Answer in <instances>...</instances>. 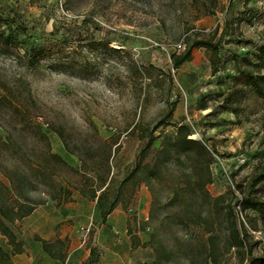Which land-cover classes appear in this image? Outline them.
I'll return each mask as SVG.
<instances>
[{"label":"rangeland","instance_id":"rangeland-1","mask_svg":"<svg viewBox=\"0 0 264 264\" xmlns=\"http://www.w3.org/2000/svg\"><path fill=\"white\" fill-rule=\"evenodd\" d=\"M0 16V34L15 38L9 48H0V78L31 89L42 114L37 122L54 153L65 149L47 124L62 131L71 148L90 138L89 121L104 139L136 122L152 131L155 141L146 153L140 154L146 141L139 133L121 135L112 159L114 186L138 163L155 172L140 184L151 196L148 219L142 221L133 210L129 216L132 246L147 248L148 259L159 264H208L210 234L216 245L209 264H250L249 257L264 253V223L249 220L256 216L252 211L245 214V248L233 244L242 231L237 198H264V178L254 179L264 167V95H256L245 77L247 72L261 76L264 88L259 54L264 0H0ZM198 41L215 50L195 47ZM180 43L184 50L176 48ZM188 46L194 47L193 59L177 69L174 58ZM32 47L45 51L37 58L25 56ZM179 125L206 148L209 164L196 146L175 151ZM10 127L22 168L30 172L28 161L41 160L44 144ZM64 156L72 168L78 166L75 157L66 151ZM79 180L69 170L58 178L62 186ZM0 184L10 188L1 173ZM131 190L128 183L121 200ZM77 228L80 244L90 249L98 224L92 217ZM81 229H89L85 244ZM5 240L0 237L3 247ZM119 241L107 239L109 245ZM69 251L65 242L57 246L59 256L66 258ZM90 254L87 264L99 263L95 250ZM83 256L80 250L71 259Z\"/></svg>","mask_w":264,"mask_h":264},{"label":"trees","instance_id":"trees-1","mask_svg":"<svg viewBox=\"0 0 264 264\" xmlns=\"http://www.w3.org/2000/svg\"><path fill=\"white\" fill-rule=\"evenodd\" d=\"M4 21L10 23V20L5 19ZM10 41H15V38L10 34L7 36L0 34V48H9ZM195 47H205L209 50H215L211 44L205 41L196 42ZM193 48V46H188L183 54L174 58V65L177 69L184 63L192 60L193 56L191 51ZM43 51H45L44 48L32 47L25 51L24 55H32V57L37 58ZM259 54L264 56V47L259 49ZM212 63L215 69L216 62L213 61ZM147 71L148 69L143 68L141 74L147 77ZM245 77L256 95L262 97L264 95L263 83H260L257 78L261 76H255L252 72H247ZM41 115L31 89L25 83L23 88L16 84L10 86L0 78V129L3 131V133H0V173L10 182V188H6L0 184V234L11 247V251L8 252L0 245V264H13V256L26 252L24 243L18 239L16 224L30 215L37 207L45 204L47 200L59 198L62 195L63 189L58 182V178L64 170H69L80 178L79 182L67 183V197L71 195L70 189L78 191L83 198L96 204L101 211L104 221L110 213L112 206L121 200L120 196L124 189H126L128 183H132L131 195L129 196L131 198L136 188L141 183H147L149 176L155 174L148 166L142 168L141 164L138 163L134 169L126 173L125 177L116 186L113 184L114 168L112 159L116 150L121 147V135L127 136L129 134L139 133V140L146 141V144L140 151L141 155L153 147L155 138L152 131L150 129L141 130L138 122L134 123L124 132L118 133L110 139H104L100 136L98 127L92 121H89L90 138L81 140V142L75 144L74 148H71L64 139L62 131L53 130L47 124L48 129L55 133L62 141L66 153L77 159L78 166L72 168L65 158L52 151L49 137L37 122V119L42 118ZM16 117H20V122L14 121L13 124L12 119ZM11 125H14L16 131H23L34 135L38 142L44 144V149L40 155L41 160L30 159L28 161L29 168L27 169L30 172L22 168V159L19 157V152L15 150L19 147V144L14 139ZM159 126L160 124L157 127ZM18 127H21V130H18ZM195 146L198 148L200 154L208 157L209 164V153L206 148L197 141L188 138L187 128L184 125H179L173 142L175 151L178 153H187L189 147ZM143 174L145 176H142ZM260 175V177L257 176L254 178L255 182L264 178V167ZM32 178L38 180L39 185H33ZM256 179L258 180L256 181ZM203 193L209 196L208 191H204ZM13 196L14 199H12ZM183 203H186V200ZM239 205L244 221L240 222L242 231L237 233L236 240L233 244L238 249H243L246 246V240L249 235L246 227L245 214L247 211H252L256 216H250L249 220L256 221L258 218H261L264 223V198L245 194L241 197ZM129 235H131L130 232ZM35 240L42 243L44 251L51 258L61 261L65 260V257L59 256V252H57V246H62L63 241L48 242L39 237H36ZM206 242L214 253V247L216 245L215 236L210 234ZM142 245L145 247V244ZM212 252L205 257L208 264L212 261ZM247 254L248 251H246ZM249 259L250 264H264V253L259 257H249ZM154 264L159 263L157 260H154Z\"/></svg>","mask_w":264,"mask_h":264},{"label":"crops","instance_id":"crops-1","mask_svg":"<svg viewBox=\"0 0 264 264\" xmlns=\"http://www.w3.org/2000/svg\"><path fill=\"white\" fill-rule=\"evenodd\" d=\"M57 154L65 158V151L63 152L62 148H59ZM66 188V185L62 186L63 193L59 198L47 200L16 224L18 239L24 243L26 252L13 256V264H87L93 250L100 259L97 264H154V260L148 259L146 255L147 248L132 246L129 239L131 235L128 234L131 210L136 211L137 217L142 221L148 219L151 196L146 186L140 185L131 198L115 203L105 221L95 203L83 198L73 189H70L71 195L67 197ZM92 217L99 230L96 235L90 237L89 243L92 239L94 243L88 249V245L80 244L77 226L80 222L86 225ZM137 234L140 235V231ZM109 236L119 237L121 245L115 243L109 245L107 243ZM0 237L4 238L1 234ZM36 237L48 242L61 240L69 245L71 251L64 261L53 259L44 251L42 243L35 240ZM110 240L115 242L117 239ZM3 249L11 251L9 245ZM80 250L84 252L82 259L78 261L71 259L72 255ZM113 256L115 263L112 262Z\"/></svg>","mask_w":264,"mask_h":264},{"label":"built area","instance_id":"built-area-1","mask_svg":"<svg viewBox=\"0 0 264 264\" xmlns=\"http://www.w3.org/2000/svg\"><path fill=\"white\" fill-rule=\"evenodd\" d=\"M176 48L179 50V51H181V50H184L185 49V45H183V44H178L177 46H176ZM240 201H241V196L239 197V198H237V209L239 210V213H240V216H241V219H242V221H244V217H243V214L241 213V209H240V205H239V203H240ZM82 231H83V240H82V244H85L87 241H88V231H89V229H87V230H84V229H81ZM94 243V241H92V244Z\"/></svg>","mask_w":264,"mask_h":264},{"label":"bare ground","instance_id":"bare-ground-1","mask_svg":"<svg viewBox=\"0 0 264 264\" xmlns=\"http://www.w3.org/2000/svg\"><path fill=\"white\" fill-rule=\"evenodd\" d=\"M67 46H72V45L68 44ZM191 138H193V139H197V135L192 134V135H191Z\"/></svg>","mask_w":264,"mask_h":264}]
</instances>
